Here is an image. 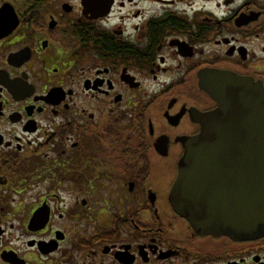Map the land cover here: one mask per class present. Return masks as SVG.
Masks as SVG:
<instances>
[{
    "label": "flooded vegetation",
    "instance_id": "af4514ba",
    "mask_svg": "<svg viewBox=\"0 0 264 264\" xmlns=\"http://www.w3.org/2000/svg\"><path fill=\"white\" fill-rule=\"evenodd\" d=\"M219 73L264 89V0H0V264H264L170 202Z\"/></svg>",
    "mask_w": 264,
    "mask_h": 264
},
{
    "label": "water",
    "instance_id": "95a60500",
    "mask_svg": "<svg viewBox=\"0 0 264 264\" xmlns=\"http://www.w3.org/2000/svg\"><path fill=\"white\" fill-rule=\"evenodd\" d=\"M200 84L217 108L183 155L170 202L198 235L248 242L264 237V91L229 73Z\"/></svg>",
    "mask_w": 264,
    "mask_h": 264
},
{
    "label": "rangeland",
    "instance_id": "374dc122",
    "mask_svg": "<svg viewBox=\"0 0 264 264\" xmlns=\"http://www.w3.org/2000/svg\"><path fill=\"white\" fill-rule=\"evenodd\" d=\"M219 246H220V245L217 244V248H216V249H220ZM226 249H228V250H232V249H241V248H236V247H232V246H230V245H227V246H226Z\"/></svg>",
    "mask_w": 264,
    "mask_h": 264
}]
</instances>
